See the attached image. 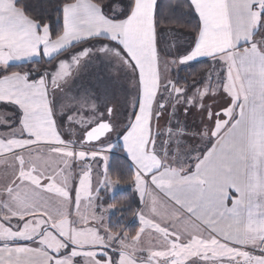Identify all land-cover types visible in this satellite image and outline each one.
<instances>
[{
	"label": "crops",
	"instance_id": "0c3cea01",
	"mask_svg": "<svg viewBox=\"0 0 264 264\" xmlns=\"http://www.w3.org/2000/svg\"><path fill=\"white\" fill-rule=\"evenodd\" d=\"M191 5L196 14L197 10L201 13L197 15L201 30L194 46L181 60H187L186 65L217 61L223 68L221 79L225 85L220 92L231 106L223 120L215 122L207 136L210 145L197 154L198 160L192 165L185 162L174 165L165 159L166 151L158 148L160 134L156 133L154 114L162 90L169 86L162 85V79L168 77V70L162 69V60L167 57L162 54L157 60L150 50L145 56L137 44L128 42L126 38L135 31L134 24L126 20L114 22L90 0H76L65 8L63 34L53 41L47 30L38 32V24L14 8L12 0H6L2 10L7 15L20 13L23 27L6 24L0 29V110L18 118L15 128L0 131V231H9L8 222L40 217L34 215L33 206L57 199V193L42 190L40 168L19 165L14 159L34 157L40 148L64 150L60 155L47 153L56 157L72 155L56 122L51 93L78 66L74 55L60 61L51 77L52 89L41 78L32 82L27 75H8L7 70L42 60L50 62L87 42L93 44L86 49L96 50L98 44L106 41L108 49L115 48L111 44L116 45L115 51L124 59L129 56L133 61L138 60L141 69L138 77L136 65L125 59L138 78L139 112L121 140V149L135 174L132 189L140 203L137 215L150 214L146 222L150 232L148 240L156 243L160 237L157 233L163 230L171 234L175 244L180 245L176 250L179 249L181 258L188 259L185 264H243L249 258L248 253L264 237V50L260 48L262 43L254 41L255 33L252 43L245 45L233 30L237 29V23L238 30L243 21L245 26L250 21L254 23L255 15L260 26L264 0H194ZM77 17L83 25L77 23ZM89 36L92 39H87ZM121 41L128 43L129 51L120 46ZM75 55L83 57L79 65L90 56L82 51ZM150 121L152 140L149 139ZM80 159L87 160V157ZM138 171L142 175L140 181ZM106 194L103 191L100 198L107 207L111 205L105 201L113 198ZM67 195L64 193L63 199L72 207L71 197ZM41 213L51 227L50 215L46 211ZM142 231L139 226L131 240ZM34 246V241L0 244V261L3 264H72ZM127 254L132 255L124 252L122 258H128ZM147 255L144 256L150 259L148 264L159 263L152 258L160 254L147 252ZM252 264H264V261L253 257Z\"/></svg>",
	"mask_w": 264,
	"mask_h": 264
},
{
	"label": "rangeland",
	"instance_id": "374dc122",
	"mask_svg": "<svg viewBox=\"0 0 264 264\" xmlns=\"http://www.w3.org/2000/svg\"><path fill=\"white\" fill-rule=\"evenodd\" d=\"M256 19L257 15L254 16V23L250 21L247 26L245 21L241 22L239 30L237 23V29L233 31L237 33L242 44L248 41V45L252 43V35L255 33L257 36L255 35L254 41L260 42V45L262 43L260 48L264 50V21L261 19L259 26L260 21ZM164 32L161 34L162 47L167 58L162 60V69L168 70V77L162 79V85L169 86L168 89L162 90L154 112L155 116L163 113L159 119L160 136L157 147L166 151L165 159L174 165L183 162L192 165L198 160L197 154L209 147L210 140L207 136L214 129L215 122L223 120L231 105L220 92L225 85L221 79L223 68L218 66L219 64L214 65L200 86L194 83L187 88L177 87L172 75L188 66L187 60L181 59L190 48L191 39L172 31ZM53 73L54 70L34 73L27 77H40L45 80L46 76L52 89ZM172 82H175V87L171 86ZM105 85H111L116 90L114 98L107 102V106L113 110L111 115L104 103L95 101V107H92L91 103L86 106L79 102L85 96L91 101L94 96L91 90H99ZM56 88L51 93L56 122L65 146L73 152L72 155L56 157L55 154L47 153L60 155L64 150L40 148L35 151L34 157L20 156L14 161L19 165L40 168L42 190L57 193V199L54 198L49 203L41 201L34 205L33 208L37 210L34 209V215L40 217L31 221L9 220V231H0V244L34 241L35 249L54 258H65L63 260L72 264H148L147 260L150 259L146 258L147 252L160 254L152 258L159 262L157 264L188 262L187 257L181 258L179 249L176 250L180 245L175 244V237H171L166 231L157 233L161 238L158 237L156 243L148 240L150 232L147 231L146 222L150 219L149 213L136 216L135 223L141 226L143 231L134 240L109 232L110 219L118 210L103 206L100 194L107 191L105 196L112 199L126 190L125 187L110 182L108 171L110 159L122 145L121 139H118L119 134L131 125L137 102L139 104L138 78L134 69L115 48L108 49L103 56L100 55L99 49H96L74 70L69 79ZM183 89L187 91L177 99V93ZM205 89L207 94L203 97L201 107L200 93ZM193 92L195 93L192 94ZM191 96L195 103L187 99ZM186 102L191 104V107H186ZM17 120L15 115L0 110V131L15 128ZM102 120L112 127V132L98 144L85 145L86 133L97 127ZM82 156L87 157V160L80 159ZM137 175L140 181L142 175L139 171ZM64 193L71 197L72 207L63 199ZM43 211L47 212V216L50 215L53 223L51 227L45 222V214L41 213ZM124 252H131L132 255L127 254L128 258H122ZM159 258H162V261H159Z\"/></svg>",
	"mask_w": 264,
	"mask_h": 264
},
{
	"label": "trees",
	"instance_id": "16d2710c",
	"mask_svg": "<svg viewBox=\"0 0 264 264\" xmlns=\"http://www.w3.org/2000/svg\"><path fill=\"white\" fill-rule=\"evenodd\" d=\"M75 1L76 0H21V3L31 6L28 10V15L26 16L28 19L36 24L42 20L45 24L51 23L53 25L50 36L51 40L54 41L59 39L64 31L63 21H61L59 11L60 8L63 6L65 9L67 6L74 4ZM90 1L100 9L103 8V13L110 20L114 22L125 21L122 19H116V17L121 16L122 14L119 0ZM159 3L162 5L159 17L161 22L160 27L162 29L161 33L167 30L190 38L191 45L186 51V54L189 53L201 30L200 20L195 13L193 6L189 3V0H159ZM261 19L264 21V14ZM102 43L107 44L106 41H103ZM92 44V42H87L72 47L50 62L42 60L10 67L7 70V74L33 75L34 73L37 74L53 71L60 61L72 57L83 49L90 47ZM111 45L118 49L116 45ZM217 64V61L210 60L191 64L181 68L179 72L174 73L172 78L176 82L178 88H187L194 83L199 84L200 86L208 72H210L214 65ZM39 78L33 79L30 77L29 80L33 82ZM45 81L47 86H49L48 78H46V76ZM109 178L112 182H115L122 187L129 188V190L115 196L112 201H108V199L105 201V204L111 205L118 210L117 214L110 219L109 232L113 235H126L130 239H133L139 230V225L135 223V219L140 211V203L132 189L135 178L134 170L130 163L124 158L123 150L121 148H119L110 160Z\"/></svg>",
	"mask_w": 264,
	"mask_h": 264
},
{
	"label": "snow or ice",
	"instance_id": "6c2138e0",
	"mask_svg": "<svg viewBox=\"0 0 264 264\" xmlns=\"http://www.w3.org/2000/svg\"><path fill=\"white\" fill-rule=\"evenodd\" d=\"M6 0H0V29L5 27V25H14L19 24L21 27H23V24L21 23V16L20 13H14L12 15H7L2 9L3 5L5 4ZM119 3L121 5V16L116 17L117 20H126L130 24L135 25V31L130 33L127 36V41L132 42L134 44H137L140 47V51L145 56L147 55V52L150 50L155 53L157 60H159V56L164 53L163 45V39L161 38V27H160V13L162 9L161 3H159V0H119ZM189 3L194 4V0H189ZM12 4L14 8H20L22 10L23 16L28 15V10L30 9V5H24L21 3V0H12ZM60 15H61V21L64 19V13L65 9L63 6L60 8ZM101 12H103V8H101ZM197 15L201 16V13L199 10H197ZM51 19V18H49ZM77 23L80 25H83V21L80 20L79 17H77ZM53 25L51 23L45 24L42 20L38 22L37 25V31L43 32L45 30L48 31L49 34L52 33ZM87 39H92V37H87ZM115 43V41H114ZM245 45L248 44V41L244 42ZM120 46L125 49V51H129L128 43L127 42H120ZM100 55L103 56L105 53L108 52V45L105 44H98L97 45ZM259 47V45H257ZM43 48V45L41 46V49ZM94 49H83L82 52L85 54V56L90 55ZM83 57L79 55H74L73 59L75 62V66H79L80 60ZM125 59L129 60V63H134L137 68V76L140 75V67H139V61H133L129 56H125ZM64 63V62H61ZM68 75L71 74L70 70L67 73ZM172 87H175V82H172ZM94 93V96L92 100H89L88 96H85L82 98L79 102L88 105L89 103L92 104V107H95V101H99L101 103H104L107 107V111L109 115H111V112L113 111L111 107L107 106V102L114 98L115 96V88L111 85H105L103 87H100L99 90L92 89L91 90ZM187 89H183L180 92L177 93V99H179L180 96L183 95L184 92H186ZM207 94V89L204 90V92L200 93L201 97V107H202V100L203 97ZM188 100H191L193 103L195 101L192 99V97H188ZM186 107H191V104H188L186 102ZM103 111V110H101ZM139 112V104L137 102V106L135 108V111L133 113V118L135 119L136 114ZM163 113H160L155 116V123H156V133L157 135L160 134L159 132V119L160 115ZM174 115V113H173ZM105 121H101V123H104ZM170 127V126H169ZM90 130V129H89ZM128 130L126 129L125 132H121L119 134L118 139H121L124 137L125 133ZM149 139L152 140V122L149 123ZM154 143V141H153ZM248 259L243 262V264H252V258L256 257L260 261H264V237L261 238V242H258L257 245H255L251 252L248 253ZM0 264H3V261H0Z\"/></svg>",
	"mask_w": 264,
	"mask_h": 264
},
{
	"label": "water",
	"instance_id": "95a60500",
	"mask_svg": "<svg viewBox=\"0 0 264 264\" xmlns=\"http://www.w3.org/2000/svg\"><path fill=\"white\" fill-rule=\"evenodd\" d=\"M111 132L112 127L108 123H101L97 127L92 128L89 132L86 133L84 144H98L101 141L105 140Z\"/></svg>",
	"mask_w": 264,
	"mask_h": 264
},
{
	"label": "flooded vegetation",
	"instance_id": "af4514ba",
	"mask_svg": "<svg viewBox=\"0 0 264 264\" xmlns=\"http://www.w3.org/2000/svg\"><path fill=\"white\" fill-rule=\"evenodd\" d=\"M101 124V123H100Z\"/></svg>",
	"mask_w": 264,
	"mask_h": 264
}]
</instances>
